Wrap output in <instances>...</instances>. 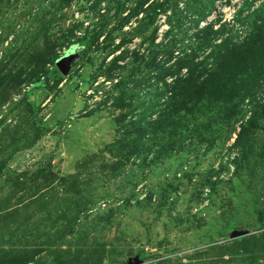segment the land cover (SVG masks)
<instances>
[{"label": "rangeland", "instance_id": "rangeland-1", "mask_svg": "<svg viewBox=\"0 0 264 264\" xmlns=\"http://www.w3.org/2000/svg\"><path fill=\"white\" fill-rule=\"evenodd\" d=\"M139 1L0 0V264H264V111L235 145L240 121L205 84L165 132L147 123L165 109L156 64L201 58L190 48L201 25L262 0H214L199 26L206 0H178L152 21L151 5L132 16ZM263 62L264 44L221 75L243 81ZM256 77L241 92L261 105ZM115 85L133 89L131 110L98 106ZM153 100L139 151L123 156L137 134L122 122Z\"/></svg>", "mask_w": 264, "mask_h": 264}, {"label": "trees", "instance_id": "trees-1", "mask_svg": "<svg viewBox=\"0 0 264 264\" xmlns=\"http://www.w3.org/2000/svg\"><path fill=\"white\" fill-rule=\"evenodd\" d=\"M99 1L100 0H97L95 4L97 5ZM147 1L148 0H140L137 5L138 8L134 9V14L132 16L135 17L139 11H145L151 5L152 8L150 9L153 12V16L151 17L152 21L160 13H165L168 8L178 6V0H153L151 4L149 3L143 9V5H145ZM213 1L214 0H206L203 8H195L197 26L200 25V21L205 22L206 18L213 12ZM255 1L257 0H250L252 3ZM125 19L126 20L119 25L120 27H122L125 22L128 23L130 21L129 18ZM213 25V22L206 21V23L201 25L194 33L193 38H195V42L197 43L191 44L190 48L192 52L200 50L202 51L201 54L206 52L201 58H198V55L194 53L190 58H180L178 61L166 66L162 63L156 64V70L151 77L156 81V88L153 91L154 99H156L155 102L158 99H162L161 104L164 105L165 109L157 115L158 117L155 120L147 121L151 126L156 125V129L151 131L153 135L157 133L158 130L165 132V128H169L172 125L171 122H175V117L177 116H174V114L178 113L180 108H183L185 105L193 107L195 104L194 102H190L191 99L189 98L195 96L199 89L204 87L205 84H211V89L214 90V93L222 98L223 104L219 106H223L228 112L230 111V117L233 116L235 120L238 122L240 121L239 130L234 140L235 145L239 146L243 137L247 136L246 133L249 131L248 127L254 126L258 122L260 118L258 111H264V103L259 105L258 101L246 97L245 93L241 92V88L246 79L251 80V78L256 76L257 79L261 78L264 74V68L260 69L256 74L252 72L247 73L248 75L244 77L243 81L242 79L237 80L235 77L234 79L225 75L223 76L221 73L224 72V67L230 64V62L239 63L245 60L248 62L254 61L256 50L264 44V0L256 7H240L227 22L224 20L219 23L215 29H213ZM226 25H230L235 29H245L247 35L237 40V35L233 36L230 31L228 32ZM200 34H207V37L204 38L205 40L200 37ZM225 34L227 35L224 36ZM218 39L220 40L217 42ZM117 46H120V44ZM195 46L198 49H196ZM121 58H124V56H116L113 62ZM183 67H185L184 72L182 71ZM143 79H146L145 75H143V78L141 77V80ZM115 86V93L109 91L104 93L102 99L98 101V106L100 104L104 105L110 101L115 107L130 106L129 110H131L133 108V97H130L133 93V89L122 85ZM127 98H130V100L126 101ZM245 98L248 100L246 105L248 106L247 112L249 113H246V119L244 118L245 107L243 104ZM155 102L153 100L148 105L143 106L142 113H138L136 117L132 115L127 123L125 122L124 124L122 122V132L124 134L127 133V137L130 136V133L126 131L131 130L130 128L135 129L133 132L137 134L136 137L131 138L130 142L132 145H130L129 148H127L125 144L119 150L123 156L135 155L139 151L138 144L141 141L140 132L142 130V123L145 125V118L148 116L146 112L154 108ZM96 103L97 102H95V104ZM228 103L230 105L235 103V106L230 107ZM91 111L93 110H90V112Z\"/></svg>", "mask_w": 264, "mask_h": 264}, {"label": "water", "instance_id": "water-1", "mask_svg": "<svg viewBox=\"0 0 264 264\" xmlns=\"http://www.w3.org/2000/svg\"><path fill=\"white\" fill-rule=\"evenodd\" d=\"M74 58L75 54L73 53L64 54L56 60V66L60 69V71H64Z\"/></svg>", "mask_w": 264, "mask_h": 264}]
</instances>
